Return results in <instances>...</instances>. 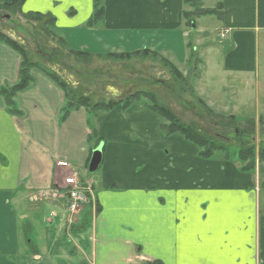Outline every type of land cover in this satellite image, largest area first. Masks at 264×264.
<instances>
[{
    "label": "crops",
    "instance_id": "1",
    "mask_svg": "<svg viewBox=\"0 0 264 264\" xmlns=\"http://www.w3.org/2000/svg\"><path fill=\"white\" fill-rule=\"evenodd\" d=\"M103 1L106 13L101 26H85L94 10L93 0H89L83 7L85 21L64 15L71 27L59 31L69 48L94 56L93 65L60 60L55 67L58 72L84 96L95 95L105 101H120L145 87L153 89L159 99H163L164 87L176 94L175 85L161 80L165 75L169 77L166 81L172 79L170 75L159 72L152 82L144 70L134 67L139 60L116 63L106 56L146 47L167 56L177 66L187 63L189 34L183 35L187 41L183 38L179 50L174 51L168 46L162 49L161 42L148 39L142 31L157 25H181L183 0ZM9 2L0 0V4ZM25 2L29 8L32 0ZM58 2L65 4V0H46L47 8L53 9ZM76 2L80 0L69 1L74 14L81 11ZM220 3L223 16L217 31L229 30L225 40L232 47L227 54L226 48L223 50V71L247 77L256 72L259 62L264 0H213L211 4L203 0V7L213 9ZM9 35L13 37V32ZM168 38L172 39L171 34ZM202 43L197 40L196 44ZM207 55L204 52L200 58L206 69ZM19 65V55L0 43V89L17 82ZM113 65L124 67L125 74L109 72ZM32 74L34 82L15 100L21 115L11 114L0 95V264L70 262L71 255H66L58 241L51 244V236L46 233V245L35 246L30 240L20 246L18 208L26 198L33 203L48 199L55 206L60 204L57 189L64 177L89 168L92 153L101 144L103 170L91 184L95 202L89 204V211L86 206L77 213L81 221L74 229L66 230L67 235L73 232V237L80 240L74 244L86 257L80 264H143L156 260L163 264H264V214L258 200V187L264 179H259L256 170L243 172L242 165L219 157L200 159L193 144L179 136H165L160 117L143 109L140 102L127 110L118 105L100 115L95 119V130L84 108L62 119L63 92L42 72L34 70ZM196 82L197 96L210 108H221L223 90L206 87L202 72ZM92 138L97 141L94 145L90 144ZM59 161L68 162L69 168H60ZM95 203L100 207L96 214L91 208ZM63 210L69 214L65 201ZM71 217L68 226L75 218ZM55 219L60 220V216ZM65 222L60 225L61 231L66 228ZM27 227L33 229L32 224ZM88 227L92 231L89 237L84 232ZM62 251L65 255L59 261L53 254Z\"/></svg>",
    "mask_w": 264,
    "mask_h": 264
},
{
    "label": "rangeland",
    "instance_id": "2",
    "mask_svg": "<svg viewBox=\"0 0 264 264\" xmlns=\"http://www.w3.org/2000/svg\"><path fill=\"white\" fill-rule=\"evenodd\" d=\"M70 0H65V4H62L60 2L56 3L52 8H47L46 0H32L31 6L29 8L26 7V4L22 7V12H40L42 14L49 13L52 17L58 18L56 14L61 15V19L57 21L56 29L61 32V30L69 29L71 26H68V23H66V20L63 18L64 15L67 19H70L72 17H82L81 21H85V18H83V15L85 14V8L88 4L89 0H80V2H76L75 4L80 7L81 11L77 14H74L73 9L70 10L71 4L69 3ZM213 0H205V3H212ZM26 3V2H25ZM105 3V2H104ZM94 4V0H93ZM106 5V4H105ZM50 9V10H49ZM68 10V11H67ZM67 11V13H65ZM47 18V17H46ZM43 19V21H31L25 18V16L21 13H13L10 11L2 10L0 9V31L4 34L9 35V31L13 32V37L15 41L19 42L21 45H23L29 52L30 58L34 63H37L42 68H47L51 71L56 72L61 78H63L67 83H69L64 76H62L57 68V64H59L60 60H62L64 63H72L73 61L79 62L86 65H93V57L92 59L81 62L76 59H73L72 56L69 55V50L59 44L58 38L51 36V34L46 33V27L50 30L52 29L50 25L47 22V19ZM70 23V21L68 20ZM222 23L221 20L218 19L216 16L213 15H207L202 16L196 19V28L188 27L186 25V22L182 20L181 25L178 27H172L167 28L166 26H160L157 25L153 28H148L145 30H142L144 34H146L148 39H155L156 42H161L162 49H164L166 46L172 48L174 51H178L179 48L182 45V39L184 38V34H189L188 40H190L193 45H195V48L197 50V54L199 58H201V55L205 52L208 53L207 55V69L205 67H199L197 69H192L191 71L194 73V77L197 76V74H204V84L208 88H221L223 90V99L225 102V99H227V102H223L222 107H215L213 108L215 115H211V117H214L213 119L209 117L201 118L199 116L200 109L198 107L197 102L193 101L192 95L187 91L185 93H179V91H176V94H174L173 90L172 93L168 91V88H163V99H159L164 104H169L168 106H171L173 110H175L181 117L187 122L194 123L199 129L208 134L211 137H217V139L223 143H225L231 153H236L240 147H242L243 144H246L249 142L252 145H255L257 150L264 149V38H260L259 42V62L256 65L257 69L256 72L249 74L247 77L239 76L238 74H231L227 73V71L224 70L223 61H224V53L223 50L226 48V53L229 52L232 47L231 44L227 41V39L219 38L217 29L221 27ZM86 27H88L87 24H85ZM144 29V28H143ZM46 30V31H45ZM49 30V31H50ZM53 30V29H52ZM133 32H137V29L132 30ZM138 38L142 40L143 38L139 35V33H136ZM171 34V38L168 37ZM58 35V34H57ZM186 38H184L185 41H187ZM197 40L203 41L202 45L199 46L196 44ZM143 47L144 44H141ZM151 45V44H149ZM145 49H149L144 47ZM143 48V49H144ZM151 51V50H150ZM211 54V55H210ZM167 57V56H166ZM206 59V57H205ZM111 60V59H110ZM133 60V59H132ZM131 60V61H132ZM139 60L142 62L137 61L138 65H135V68H139L145 71V74L147 75V78H151L150 81H154L153 77H156V75L159 72H164V74H168L169 72L162 67L158 63L157 60L152 59H134ZM130 61V60H127ZM125 60V62H127ZM130 61V62H131ZM111 62H124L119 60H111ZM133 62V61H132ZM98 62L96 61V64ZM114 66V65H113ZM115 68L111 67L109 72H112L114 74H125V68L122 66H114ZM178 69L181 71V73L184 76H190L189 75V66L187 63L184 65L177 66ZM105 67L102 69L104 70ZM114 70H113V69ZM133 69V68H132ZM38 71V70H36ZM40 72V71H38ZM154 75V76H153ZM166 76V75H165ZM162 76L161 80H163L167 85L172 83L173 80L170 79L166 81L167 78ZM197 78L194 80V88L195 85H197ZM70 84V83H69ZM71 85V84H70ZM72 86V85H71ZM149 89V90H148ZM77 91L83 95L82 91L77 89ZM141 91L145 92H153V89L151 88H142ZM137 92V91H136ZM140 92V91H138ZM131 95V94H129ZM89 97V96H88ZM165 98V99H164ZM91 101L94 103L105 101L103 97L95 96L93 95L90 97ZM148 103V100L145 98L141 99V107L145 109L143 106ZM235 104V105H234ZM227 114L230 115V113L236 114V116L239 117L238 121H247L248 119H252L256 122V125H250L249 123L246 124H237L239 129L237 128H228L226 127L225 123H227V120L225 117L221 118V114ZM105 113L97 114L93 112L88 113V118L90 122V127L92 130H95V119L99 117L100 115H103ZM226 115V116H227ZM224 119V120H223ZM217 122V123H216ZM224 122V123H223ZM255 126V127H254ZM247 132H251L252 134H248ZM163 133V132H162ZM245 133V134H244ZM248 140V141H247ZM247 141V142H245ZM96 138H92L90 144L94 145L96 143ZM245 142V143H244ZM104 144H101L100 146L103 147ZM102 149V148H101ZM219 158H222L223 155H219ZM234 160V159H233ZM237 165H242L240 162H237L234 160ZM102 164H100L99 168L95 172H90L89 168H83L79 169L80 177L84 184H93L96 182V179L101 177L102 174ZM256 172L258 174L259 179H264V164H259L256 167ZM264 182V180H263ZM260 182V186L258 187V200L260 204V210L264 214V183ZM97 189V186H96ZM99 189H97L98 191ZM26 194L23 195L25 197ZM60 204H56V207L54 203L49 202L48 199L45 202L33 203V201H29L28 198L24 199L23 204L18 208L19 213V219H21L20 222V239L19 243L20 246L27 245L28 241H32L35 246H41L47 244V239L44 238L43 233H46V235L49 234L51 236V244H55L56 241L59 242L61 246H63L67 253L66 255H71L72 259L70 262H66L65 264H80L81 261H84L86 259L85 256H83L79 250L75 249L74 244L79 242L80 240L74 238L73 232H71V235L66 234V230L74 229L77 224L81 221V216L79 214L71 215L72 217L75 216V218L72 220V223L70 226L66 224L69 222L70 214L65 213L63 210V200L59 199ZM62 204V205H61ZM93 205V202L91 203ZM87 206V210L90 208L89 205ZM85 206V207H86ZM92 210H94L96 214V203L93 207H91ZM28 209V212H27ZM91 210V211H92ZM89 211V210H88ZM54 213L58 214V216L54 217ZM64 214V215H63ZM23 216H27V220H23ZM60 216V220H57L55 218ZM30 219H29V218ZM47 217L49 220L55 221L54 223L47 222ZM66 217V218H65ZM71 217V219H72ZM65 218V219H64ZM83 218V217H82ZM66 220L65 225L66 228L62 231L60 230V225L63 223V220ZM62 220V222H61ZM59 222L60 225H59ZM32 224L33 229L29 231L27 228V224ZM27 227V228H26ZM87 237L91 235V229L88 227L84 230ZM73 241V242H72ZM86 243V242H84ZM77 245V244H76ZM88 249L86 251V254H90V243L87 244ZM62 247V249H63ZM65 252H59L57 254H53L54 257H58L59 261L62 259L60 256H64Z\"/></svg>",
    "mask_w": 264,
    "mask_h": 264
},
{
    "label": "trees",
    "instance_id": "3",
    "mask_svg": "<svg viewBox=\"0 0 264 264\" xmlns=\"http://www.w3.org/2000/svg\"><path fill=\"white\" fill-rule=\"evenodd\" d=\"M24 2L25 0H11L9 3L0 4V9L13 13H21L26 19L31 21L41 22L47 17V22L53 29L50 30V28L48 29L46 27L45 29L47 31H45L47 35L49 33L54 38L57 37L59 44L65 46L69 50V55L72 56L73 59L84 63L94 57L91 54L74 51L69 48L62 35L56 29L55 18L51 15L32 12L24 14L22 12ZM183 5L185 9L182 12V17L186 22V25L190 28H196V19L199 17L213 15L220 19L223 16V5L221 3L215 6L213 9H205L203 7V0H183ZM105 13L104 1L94 0V10L91 19L87 23L88 27L96 28L101 26L105 18ZM0 43L13 49L20 57L17 82L12 86H7L0 89V95L4 98L9 112L13 115H21V111L16 105V97L19 92L25 90L34 82L35 79L32 71L38 70L49 77L63 92L65 101L61 110L62 119H65L71 111L81 108L86 109L88 112L96 113V115L100 113H108L118 105H121L123 110H127L135 103H141V99L145 98L148 100V103H146L143 107L160 117L162 120L160 128L163 134L165 136H179L187 142L193 144L199 150L198 155L200 159L211 160L218 157L219 155H223L222 158L227 161L234 159L240 162L242 164L243 172H253L256 170L257 165L264 164V149L257 150L255 145L250 144L247 142V140L245 141L247 143L243 144L236 153H231L229 147L225 143L219 141L217 137H211L208 134L202 132L194 123H190L182 119V117L175 110H173L167 104L162 103L154 93L140 91L135 92L120 101H101L94 103L91 101L90 97L80 94L69 83L56 74V72L47 68H42L37 63H34L30 58L28 50L23 45L1 31ZM186 48L188 52L187 64L189 66L190 76H184L178 69L177 65L167 57L162 56L161 53L150 51L148 49L133 53L110 54L106 56V58L119 61H127L132 59L157 60L158 63L169 72L176 91H179V93H185L188 91L192 95L193 101L197 102L200 109L199 116L201 118H205L207 116L213 119L214 117H211V115L217 116V114H215L214 110L210 108L204 100L197 96L194 88V80L195 78L199 79L201 74L199 73L196 77H194V73L191 70L194 68L197 69L198 66L201 67L202 61L197 54L195 45H193L190 40H188ZM226 115L227 114L222 113L220 116L221 118L225 117L227 120L225 125L228 128L239 129L237 124L240 123L256 125V122L252 119H248L245 122H239L238 117ZM247 133L252 134L251 132ZM99 211L100 207L98 204H96V213ZM143 264L163 263L156 260L152 262H145Z\"/></svg>",
    "mask_w": 264,
    "mask_h": 264
},
{
    "label": "built area",
    "instance_id": "4",
    "mask_svg": "<svg viewBox=\"0 0 264 264\" xmlns=\"http://www.w3.org/2000/svg\"><path fill=\"white\" fill-rule=\"evenodd\" d=\"M227 33L226 30L221 31L220 36L224 38ZM57 164L60 168H69L66 161H59ZM59 191V197L66 200V207L71 214L78 213L81 207L89 202V198L93 194L91 185L84 184L78 172L68 173L62 181Z\"/></svg>",
    "mask_w": 264,
    "mask_h": 264
},
{
    "label": "water",
    "instance_id": "5",
    "mask_svg": "<svg viewBox=\"0 0 264 264\" xmlns=\"http://www.w3.org/2000/svg\"><path fill=\"white\" fill-rule=\"evenodd\" d=\"M102 147L99 146L96 148L93 153L89 164V171L95 172L99 168L100 164L102 163Z\"/></svg>",
    "mask_w": 264,
    "mask_h": 264
}]
</instances>
